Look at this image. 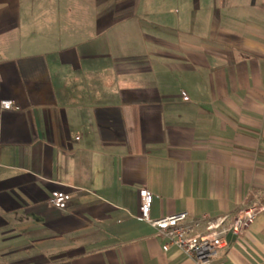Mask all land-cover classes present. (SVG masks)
<instances>
[{"label":"crops","instance_id":"crops-1","mask_svg":"<svg viewBox=\"0 0 264 264\" xmlns=\"http://www.w3.org/2000/svg\"><path fill=\"white\" fill-rule=\"evenodd\" d=\"M3 99L0 264H198L142 186L152 218L264 207V0H0ZM225 241L264 264V210Z\"/></svg>","mask_w":264,"mask_h":264},{"label":"built area","instance_id":"built-area-1","mask_svg":"<svg viewBox=\"0 0 264 264\" xmlns=\"http://www.w3.org/2000/svg\"><path fill=\"white\" fill-rule=\"evenodd\" d=\"M187 99L186 96H184ZM2 109L16 108L11 100L0 101ZM138 219L146 221L165 241L163 250L170 247L178 248L187 257L193 258L198 264H212L218 249L226 245L225 236L229 233L239 236L250 228L264 207L252 203L233 214H223L212 217L206 213L189 219L185 211L165 215L159 218L150 216L153 200L152 192L145 186L138 190ZM70 201V195L64 191H55L48 199L50 205L65 209Z\"/></svg>","mask_w":264,"mask_h":264}]
</instances>
